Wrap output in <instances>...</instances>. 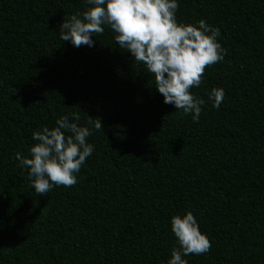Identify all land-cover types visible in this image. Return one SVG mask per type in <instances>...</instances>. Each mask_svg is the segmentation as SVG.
Wrapping results in <instances>:
<instances>
[{"label": "trees", "instance_id": "16d2710c", "mask_svg": "<svg viewBox=\"0 0 264 264\" xmlns=\"http://www.w3.org/2000/svg\"><path fill=\"white\" fill-rule=\"evenodd\" d=\"M178 3L179 23L218 27L227 51L191 89L198 123L108 26L92 47L59 38L86 0H0V264H167L171 219L188 211L212 242L188 264H264V0ZM73 113L94 152L75 186L39 196L15 154Z\"/></svg>", "mask_w": 264, "mask_h": 264}, {"label": "clouds", "instance_id": "9594fccd", "mask_svg": "<svg viewBox=\"0 0 264 264\" xmlns=\"http://www.w3.org/2000/svg\"><path fill=\"white\" fill-rule=\"evenodd\" d=\"M83 13L64 18L59 25V38L72 46H94L92 36L103 35L104 26L114 33L121 49L130 52L135 62L146 66L154 77L155 89L164 103L174 105L185 115L192 114L198 123L205 100L192 94L191 89L203 83L206 68L221 62L227 51L218 42L220 29L205 20L197 24L179 23L176 13L178 0H86ZM225 97L223 88H213L209 99L220 108ZM78 113L61 116L56 127H42L33 132L36 143L30 148V158L17 152L19 167L28 170L29 184L39 196H46L54 186L70 188L78 183L77 173L94 152L87 142L93 132L78 126ZM88 125L100 130V118L88 119ZM171 230L178 247L171 249L167 264H188L184 257L210 252L212 242L201 232L192 211L183 217L174 215Z\"/></svg>", "mask_w": 264, "mask_h": 264}]
</instances>
